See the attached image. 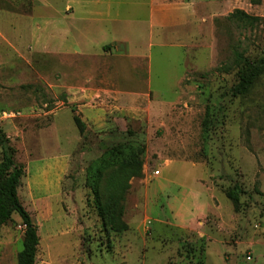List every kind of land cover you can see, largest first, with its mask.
<instances>
[{
    "label": "rangeland",
    "instance_id": "rangeland-1",
    "mask_svg": "<svg viewBox=\"0 0 264 264\" xmlns=\"http://www.w3.org/2000/svg\"><path fill=\"white\" fill-rule=\"evenodd\" d=\"M93 1L0 0V129L36 264H264V70L237 91L264 60V0H207L153 45L133 7ZM129 161L116 228L98 201ZM25 229L16 213L0 228V264H19Z\"/></svg>",
    "mask_w": 264,
    "mask_h": 264
},
{
    "label": "trees",
    "instance_id": "trees-1",
    "mask_svg": "<svg viewBox=\"0 0 264 264\" xmlns=\"http://www.w3.org/2000/svg\"><path fill=\"white\" fill-rule=\"evenodd\" d=\"M230 19L235 18H249L251 17L242 10H236L230 14ZM264 70V60L260 63H251L247 72L241 77V82L237 87V91H243L250 86L254 79ZM80 128L83 129L82 123L78 120ZM108 151L107 157L102 159V162H114L116 153ZM0 154L2 160L0 163V228L5 226L11 219L14 213L18 214L25 225L24 247L19 254V264H36V257L38 246L40 244V236L38 226L33 222L30 213L22 204L19 197V187L21 186L22 178L25 175V168L23 165L17 163L15 156L16 151L11 145V141L7 134L0 129ZM106 164V163H105ZM104 168V167H103ZM134 162H123L118 166V169L110 175L107 186L108 194L99 199V209L104 217H110V223L114 227H120L121 220L118 215L120 206L121 194L126 189L124 186V175L129 177L130 170H135ZM102 169L95 170L96 180L101 178ZM120 175V176H119ZM97 197L101 193L98 188H94ZM238 190V189H237ZM229 198L233 200L236 209H238L239 196L238 192H230ZM123 229V228H122Z\"/></svg>",
    "mask_w": 264,
    "mask_h": 264
},
{
    "label": "crops",
    "instance_id": "crops-1",
    "mask_svg": "<svg viewBox=\"0 0 264 264\" xmlns=\"http://www.w3.org/2000/svg\"><path fill=\"white\" fill-rule=\"evenodd\" d=\"M101 1L102 0H94L93 3L99 5L102 4ZM208 2L209 3H207V0H135L133 3L128 1L125 3L122 2L120 3L114 0H108L104 3L107 4L109 9L113 11H116L118 9L119 10L123 9V7H126L128 9L133 7L136 13V19L134 21L136 23L139 22L146 23V26H148L151 35V41L149 45H153V42L155 41V37L160 40V38H158V36L155 35V32H157L158 29H162L166 20H167L166 25H171V26L179 22L183 23L185 21L186 22L197 21L201 18L202 14L204 13L207 14V12L210 11L211 5L209 6L208 4H211L212 1H208ZM71 4L72 7H74L75 9L74 13L71 15V17H73L78 14L77 12L78 9L74 6L72 2ZM212 9L213 8L211 7V10ZM145 12L147 14L146 17L143 14ZM173 13L177 14V19L172 20L171 15ZM96 15L99 16V13H96ZM114 39L116 38H113L112 40ZM119 39H124L128 41L125 38H119Z\"/></svg>",
    "mask_w": 264,
    "mask_h": 264
}]
</instances>
